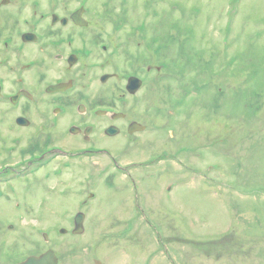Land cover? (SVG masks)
Here are the masks:
<instances>
[{
	"label": "rangeland",
	"instance_id": "374dc122",
	"mask_svg": "<svg viewBox=\"0 0 264 264\" xmlns=\"http://www.w3.org/2000/svg\"><path fill=\"white\" fill-rule=\"evenodd\" d=\"M91 9L92 24L101 26L91 29L94 45L112 33L114 25L129 22L132 30L144 25L146 37L131 40L134 45L137 40L143 43L127 48L124 61L129 63L123 68L133 70L130 61L138 58L141 47H146V62L165 63L163 73L150 74V97L154 105H163L166 117L177 113V99L179 106L185 100L195 107L193 118L183 120L179 130L188 131L186 141L200 143L198 152L190 153L205 158L202 165L164 166L149 176L151 192L163 209L171 210L179 235L169 228L173 223L168 219L162 227L163 217L154 221L162 224L164 235L148 230L131 234L126 242L107 235L125 224L113 227L110 222L109 213L119 206L105 186L89 208L94 205L97 213L91 215L87 233L58 234L55 224L72 218L77 210L81 181L91 164L78 162L74 171L65 169L46 179L54 193L40 194L34 185L24 213L15 204L0 203V264L48 246L56 250L59 264H94V258L106 264H140L136 254L126 255L131 243L141 260L156 251L152 264H170L166 253L172 263L177 260L172 258L175 251L178 262L174 264H264V0H92ZM114 86L99 89L106 98ZM180 140L183 136L175 141ZM121 141L109 144L118 157L123 156ZM60 143L65 145L66 138L61 137ZM173 145L174 151L182 144ZM130 155L143 156L140 151ZM100 158L108 157L100 154ZM6 160L1 158L0 164ZM1 178L9 180L10 174ZM0 190L11 192L12 187L7 183ZM40 198H47L48 205L35 210ZM43 231H49L52 239L45 241ZM149 246V251L142 248Z\"/></svg>",
	"mask_w": 264,
	"mask_h": 264
},
{
	"label": "flooded vegetation",
	"instance_id": "af4514ba",
	"mask_svg": "<svg viewBox=\"0 0 264 264\" xmlns=\"http://www.w3.org/2000/svg\"><path fill=\"white\" fill-rule=\"evenodd\" d=\"M71 2L0 0V160L8 159L0 164V174L14 175L10 200H21L16 205L25 209L23 200L29 199L34 185L47 187L46 176L72 169L78 162L91 163L89 177L94 185L88 186L87 197L96 201L101 186L111 190L119 208L109 213L110 222L148 220L155 212L143 208L142 175L149 178L158 167L154 162L161 159V153H170L174 143L182 144L178 149L185 150L190 146L198 149L200 143L186 141L190 135L185 137L188 131L179 130L181 119L173 122L176 128L172 129L163 105H154L150 76L146 75L149 66L145 70L141 66L137 74L105 72L97 76L115 60L107 53L108 46L100 51L93 44L91 29L97 25L89 21L81 26L74 21L76 11ZM99 55L110 58L104 60L106 64L99 63ZM111 74L122 85L110 89L112 95L105 98L98 82ZM131 75L140 77L142 85H131L130 92ZM168 111L166 108V114ZM149 128L156 132L145 136ZM182 136L183 141H175ZM61 137L66 138L65 145L60 143ZM117 139H122L118 145L122 146L120 157L109 145ZM150 145L156 148H148ZM137 150L143 154L142 159L130 155ZM100 154L116 164L112 168L117 172L110 169L109 179L93 178ZM124 188L126 196L122 195ZM86 204L83 199L82 206ZM94 211L97 213L96 207L93 215ZM90 223L91 217L86 214L84 224Z\"/></svg>",
	"mask_w": 264,
	"mask_h": 264
},
{
	"label": "water",
	"instance_id": "95a60500",
	"mask_svg": "<svg viewBox=\"0 0 264 264\" xmlns=\"http://www.w3.org/2000/svg\"><path fill=\"white\" fill-rule=\"evenodd\" d=\"M58 259L56 258L53 250H48L41 255L30 256L25 262L19 264H57Z\"/></svg>",
	"mask_w": 264,
	"mask_h": 264
}]
</instances>
